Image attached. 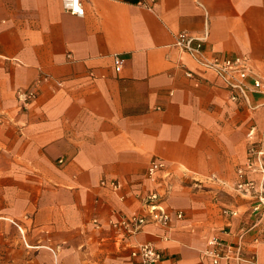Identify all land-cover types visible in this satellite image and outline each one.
Instances as JSON below:
<instances>
[{
    "label": "crops",
    "instance_id": "1",
    "mask_svg": "<svg viewBox=\"0 0 264 264\" xmlns=\"http://www.w3.org/2000/svg\"><path fill=\"white\" fill-rule=\"evenodd\" d=\"M71 1L0 0V222L50 264H133L146 243L163 264H214L210 239L236 246L241 229L242 264H264V214L237 190L264 140V93L233 100L175 46L205 38L208 59L247 58L264 78V0H83V16ZM155 159L167 168L153 180ZM155 192L184 214L171 229L111 226Z\"/></svg>",
    "mask_w": 264,
    "mask_h": 264
},
{
    "label": "built area",
    "instance_id": "2",
    "mask_svg": "<svg viewBox=\"0 0 264 264\" xmlns=\"http://www.w3.org/2000/svg\"><path fill=\"white\" fill-rule=\"evenodd\" d=\"M67 11L73 15H84L83 0H72L67 6ZM205 38H194L188 33L183 32L176 38L175 46L183 53L189 55L201 66L213 70L218 78L228 87L229 90L237 92L241 97L235 95L233 100L243 99L250 105L251 93H264V78L258 73L257 68L247 58L232 59H208L205 56L204 43ZM116 71L120 72L123 67V60L119 57L115 59ZM191 77V74H188ZM19 100L27 107L35 98V92H19ZM254 133L250 132L249 136L253 137ZM251 137V138H252ZM167 168L165 162L153 160L147 171L150 179L164 172ZM261 174L260 181L249 179V174ZM240 183L237 190L245 196H250L256 201L254 212L264 214V140L256 143L253 142L248 150V158L243 167L238 169ZM113 188L117 186L112 184ZM165 195L155 192L145 200L146 213L134 214L130 219L122 218L119 221L112 220L111 226L115 229H124L135 235L148 224L163 229H171L176 221L184 218L183 212H173L165 206ZM233 215H236L235 213ZM249 230L241 229L238 233L239 243L236 246L225 245L220 238L212 237L209 241L210 247L213 248L207 252L211 256L214 264H242L244 259L242 253V240ZM131 257L133 264H163L162 252L152 243L139 244L131 248ZM255 264L256 261H255Z\"/></svg>",
    "mask_w": 264,
    "mask_h": 264
},
{
    "label": "rangeland",
    "instance_id": "3",
    "mask_svg": "<svg viewBox=\"0 0 264 264\" xmlns=\"http://www.w3.org/2000/svg\"><path fill=\"white\" fill-rule=\"evenodd\" d=\"M33 243L34 238L16 223L6 226L0 222V264H35L40 252L42 264H50V248H30Z\"/></svg>",
    "mask_w": 264,
    "mask_h": 264
}]
</instances>
